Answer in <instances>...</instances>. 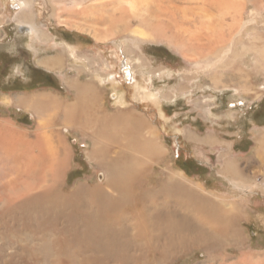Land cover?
<instances>
[{
	"label": "bare ground",
	"instance_id": "bare-ground-1",
	"mask_svg": "<svg viewBox=\"0 0 264 264\" xmlns=\"http://www.w3.org/2000/svg\"><path fill=\"white\" fill-rule=\"evenodd\" d=\"M103 1L106 3L101 0H70L71 10L70 5L65 7L60 1L63 6H56L59 2H55L53 10L69 11L82 19L89 14L95 21L101 19L95 16L96 10L104 9L108 3L110 6L117 3L116 14L112 16L115 24H110L115 32L108 38L118 44L117 47L113 44L115 49L131 55L132 52L141 53V43L166 42L175 46L181 57L194 66L198 62L203 63L214 85L217 83V71L208 66L212 61L222 64L225 51L234 58L237 52L233 45L242 42L240 31L234 32V29L241 24L243 9L236 8L238 6L233 4V0ZM37 3L36 0H12L16 20L20 24L17 32L27 31V36L36 45L57 44L54 35L52 37L43 29V24L33 19ZM227 11H230L229 17L225 15ZM227 18L231 23H227ZM133 25L137 27L132 28ZM253 38L256 41V36ZM253 38L241 45V50L252 51L255 65L264 69V44L254 42ZM230 40L233 45L229 44ZM60 46L67 45L63 43ZM73 52L71 49V58L76 59ZM35 61L40 67L53 71L63 63L60 57L42 62L35 58ZM120 61V75H116L117 71L102 74L96 71L92 75L100 84L82 79L80 69L74 76L66 77L63 80L65 88L73 92L70 99L49 96L50 92L18 97V104L32 110L39 120L34 131H25L22 127L0 128L1 264H38L48 258L51 264H71L69 256L74 251L73 243L77 247L74 254L78 264H145L149 257L154 258V264H172L170 261L181 251L186 253L195 245L202 246L208 253L220 245L242 246L243 236L237 225L240 212L226 207L228 204L237 207L235 202L223 196H216L217 200H214L197 183L172 167H165L169 169L168 178L164 181L156 179L152 163L134 154L141 150L151 155L149 162L162 163L160 155L164 150L157 128L146 123L139 114L130 116L126 111L122 114L115 111L105 113L104 102L99 95L100 86L116 88L119 80L135 90L134 96L149 98L156 104L160 98V90H153L150 77L143 80V85L137 80L136 69L149 66L145 57H129ZM140 74L144 75V71ZM170 74L167 71L165 77ZM262 86L254 90L249 86L237 89L243 96L244 91L252 90L255 99L262 93ZM120 91L123 93L122 89ZM117 92L115 89L111 91V97L117 98ZM43 111L44 116H41ZM206 111L211 113L209 107ZM94 119L101 128L92 126L89 130L87 123ZM58 120L64 125L62 130L68 128L82 134L87 143V160L105 173L104 182L79 181L71 191H61L70 153L62 132L52 127ZM104 125L107 126L103 129ZM211 134L216 138L209 135L208 141L219 143L220 137ZM197 135L194 133L190 138L196 142L200 136ZM258 141L260 154L264 152V133ZM224 164L221 173L234 175L233 180H229L231 185L242 191H251L246 188L244 179L235 178L236 173L243 169H239L230 158ZM259 187L264 194V182ZM47 233L50 237L45 245L43 235ZM210 256L201 264H264V252L242 251L233 262L228 261L231 255Z\"/></svg>",
	"mask_w": 264,
	"mask_h": 264
},
{
	"label": "rangeland",
	"instance_id": "rangeland-1",
	"mask_svg": "<svg viewBox=\"0 0 264 264\" xmlns=\"http://www.w3.org/2000/svg\"><path fill=\"white\" fill-rule=\"evenodd\" d=\"M60 1L66 5L65 7L70 5L69 8L72 9L70 0H36L38 3L33 18L43 24V29H46L52 37L54 35L55 43L58 42L56 44L58 48H55L58 50L55 53H57L56 57L62 58L63 63L60 67L53 68L56 70L53 71L40 67L35 61V58L41 62L48 59L47 54L51 52L49 50H52L53 44L36 45L27 36V31L17 32V25L20 24L16 20L14 5L9 4L12 0H0V128L10 126L22 127L25 131L35 130L36 121L38 122L39 119L32 110L18 104L17 99L22 95L50 92L52 94L49 96L56 95L58 99H70L73 92L66 90L63 80L74 76L77 69H80L82 79L100 84L97 83V78L93 79L92 76L96 71L100 74L117 71L116 75H120L122 68L120 60L145 57L149 66L136 69L137 80L143 85V80L149 77L152 79L153 90L155 92L160 90V98L157 99L159 106L149 98L141 99L134 96L135 90L119 80L117 89L110 88L109 85L100 86L99 95L104 102L102 106L105 113L115 111L122 114L126 111L130 116L139 114L146 123L154 125L163 145L164 152L160 155L162 163L149 162L151 155L141 150L135 151L134 155L138 154V158L146 160L149 164L152 163L153 176L159 181L168 178L169 169L165 167H172L188 180L197 183L204 193L209 194L214 200L223 196L235 202L237 207L229 204L226 207L240 212L237 225L240 226L243 236L240 248L220 245L212 253H208L202 246L195 245L186 253L184 250L181 251L170 263L201 264L206 262L210 255L217 258L231 255L232 258L228 261L233 262L240 257L242 251L264 252V194L259 187L260 183L264 182V152L259 154L258 150V140L264 133V87L262 86L264 69L255 65L252 51L241 50L242 46L254 36L257 38L256 41L253 38L254 42L264 44V0H233V4L238 6L236 8L243 9L240 22L242 26L238 24L234 29V32L240 31L242 42L233 45L230 40L228 43L233 45L237 55L232 58L231 54L225 51L222 64H215V61H212L208 66L217 71V86L212 83L207 69L203 68V63L198 62L194 66L181 57L175 46L166 42L141 43V53L137 51L132 52L131 55L127 53L124 55L121 50L115 49L113 47L115 41L108 38L115 32L114 27L110 28V24L112 26L115 24L112 22V16L116 14L117 3L114 2L115 4L111 6L108 3L104 9L96 10L95 16L101 19L94 21L89 14L84 15L82 19L69 11L65 12L62 9L54 11L55 2H59L56 6H63ZM98 4L103 7L102 4ZM229 12L225 14L227 17ZM227 20V23H231V19L227 18ZM27 22L29 23L28 20ZM135 27L137 26H132ZM94 28L97 31L93 30ZM225 29L227 30L226 25ZM60 42L67 46H63ZM115 46L117 47L118 44L115 43ZM70 47L76 54V59L71 58ZM142 71L144 75L140 74ZM167 71L172 74L168 78L165 77ZM158 75L164 77L159 78ZM115 79L118 80V76ZM246 86L252 89L262 86L259 98L254 99L252 90L244 91L245 96L241 95L242 92L237 88ZM114 89L121 92L119 94L117 92V98H112L110 95ZM208 107L212 114L206 111ZM42 113L44 111L40 113L44 116ZM87 124L89 130L92 126L95 129L101 128L95 119ZM52 127L62 132L66 140L65 146L70 153L68 166L63 172L61 191H71L79 181L104 182L105 173L101 169L94 168L87 160V143L82 134L74 133L68 128L62 130L64 125L60 120ZM190 133L200 135H197L199 138L196 142L190 138L192 135ZM211 133L218 135L222 143L209 142V135L215 137ZM256 152L261 159L257 157ZM228 158L234 160L239 169H243L236 173L235 178L244 179L246 188H250L251 191L236 188L229 182L233 180L234 175L221 173ZM43 236L45 240L43 243L47 245L50 235L47 233ZM72 249L77 250L74 243ZM74 251L69 256L70 263L78 264ZM38 264H51V259L41 260ZM145 264H154V258L149 257Z\"/></svg>",
	"mask_w": 264,
	"mask_h": 264
},
{
	"label": "crops",
	"instance_id": "crops-1",
	"mask_svg": "<svg viewBox=\"0 0 264 264\" xmlns=\"http://www.w3.org/2000/svg\"><path fill=\"white\" fill-rule=\"evenodd\" d=\"M9 4L12 5L11 3H9ZM15 4H16V3H15ZM15 4H14V5H15ZM13 8H14V10H15V6H13ZM0 36H1V30H0ZM43 44H44V43H43ZM47 45H51V44L48 43ZM51 46H52V47H51ZM51 46H50V47H51L52 50H49V51H51L52 53H51V52H48V54H47L48 56H47V57H48V58H51V57H52V58H55L56 55H57V53H55V51L58 50V49H55V48H58V46H56V44H54V43H53V45H51ZM61 49H62V48H61Z\"/></svg>",
	"mask_w": 264,
	"mask_h": 264
},
{
	"label": "water",
	"instance_id": "water-1",
	"mask_svg": "<svg viewBox=\"0 0 264 264\" xmlns=\"http://www.w3.org/2000/svg\"><path fill=\"white\" fill-rule=\"evenodd\" d=\"M20 28H22V27H20Z\"/></svg>",
	"mask_w": 264,
	"mask_h": 264
}]
</instances>
